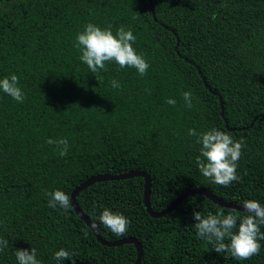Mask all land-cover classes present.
<instances>
[{
  "label": "trees",
  "instance_id": "16d2710c",
  "mask_svg": "<svg viewBox=\"0 0 264 264\" xmlns=\"http://www.w3.org/2000/svg\"><path fill=\"white\" fill-rule=\"evenodd\" d=\"M88 23L131 30L146 75L113 63L92 74L74 47ZM11 75L25 99L0 92V238L8 241L0 264H17L15 250L31 248L41 264H57L61 248L75 254L61 264H135L134 245L105 247L72 207L47 206L45 191L70 197L93 176L146 173L154 212L199 188L264 206V0H0V79ZM189 129L243 139L239 181L225 188L199 173L201 145ZM60 138L69 142L64 157L46 143ZM143 192V178L98 182L76 203L104 240H137L140 264H264V240L259 255L237 261L197 238L194 211L234 210L194 195L154 219ZM105 208L130 221L125 235L99 223Z\"/></svg>",
  "mask_w": 264,
  "mask_h": 264
},
{
  "label": "clouds",
  "instance_id": "9594fccd",
  "mask_svg": "<svg viewBox=\"0 0 264 264\" xmlns=\"http://www.w3.org/2000/svg\"><path fill=\"white\" fill-rule=\"evenodd\" d=\"M213 14L212 19H215ZM136 37L131 30H125L123 26L117 28L113 34L112 26L101 28L92 23L84 26L82 32L75 36L74 47L80 53L79 59L84 63L92 74L105 70L109 63L115 64L118 69L125 67L136 70L140 77L146 75L149 68L148 62L142 54H138L132 46ZM111 87L120 88V83L112 80ZM19 85V77L11 75L0 79V92H3L17 103H23L25 96ZM149 91L150 90H146ZM185 106L192 108V93H183ZM170 106L176 101L168 99ZM190 137H196L195 143L201 145L199 155L195 162L200 174L211 183L227 188L234 181H239L237 175L238 162L242 156L244 141L234 140L231 134L217 129H211L204 133H197L189 129ZM49 145H54L57 154L64 157L68 154L69 142L65 138L57 140L48 139ZM48 197L49 208L59 207L67 211L70 206V197L61 190L45 191ZM243 211H229L225 214L220 209L216 214L202 215L199 211L193 212V219L196 221L192 226L195 228L196 236L211 245V250L217 254L224 253L225 259L232 258L237 261L249 260L259 255L261 244L264 240V233L261 226H264V206L255 200H244L240 204ZM97 220L112 234L123 236L127 233L130 221L119 213H113L105 208L97 217ZM239 222V223H238ZM93 228L97 227L95 223ZM235 229V232H234ZM227 241V243L225 242ZM114 242V241H113ZM8 247V241L0 238V252ZM17 264H41L37 257L35 248L30 250H15ZM74 253L61 248L53 254L57 264L63 260H71ZM73 264L75 262L73 261Z\"/></svg>",
  "mask_w": 264,
  "mask_h": 264
},
{
  "label": "water",
  "instance_id": "95a60500",
  "mask_svg": "<svg viewBox=\"0 0 264 264\" xmlns=\"http://www.w3.org/2000/svg\"><path fill=\"white\" fill-rule=\"evenodd\" d=\"M131 178H143L144 179V192H143V201H144V207L146 209V212L148 215L154 219H159L167 214H169L172 210H174L182 201L187 199L188 197L194 196V195H204L207 197L210 201H212L214 204H216L219 207H223L226 209L234 210V211H243V208L241 205H234L230 202H226L223 200H220L216 198L214 195H212L208 190L204 188H199V189H191L182 195H180L175 201H173L166 209L160 211V212H154L152 210L151 204H150V187H151V180L150 176L147 175L144 172L141 171H134L130 173H124V174H119V175H114V176H93L83 182L79 187H77L71 194L70 196V204L71 207L73 208L75 214L85 222V224L89 227V229L92 231V234L94 237L97 239V241L105 246V247H120L125 244H132L135 246V249L137 251V258L135 261V264H140L141 258L143 255L142 247L140 243L133 239V238H128V239H123L119 241H114V242H109L104 240L101 235L99 234L98 230L92 227V222L83 214V212L79 209L77 203H76V197L77 195L87 189L89 186L92 184L98 183V182H106V181H121V180H127Z\"/></svg>",
  "mask_w": 264,
  "mask_h": 264
}]
</instances>
